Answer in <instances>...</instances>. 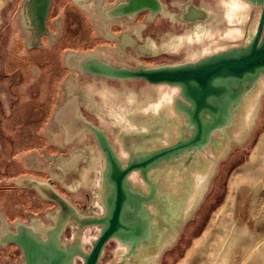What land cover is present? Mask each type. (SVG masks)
Wrapping results in <instances>:
<instances>
[{
  "label": "water",
  "instance_id": "1",
  "mask_svg": "<svg viewBox=\"0 0 264 264\" xmlns=\"http://www.w3.org/2000/svg\"><path fill=\"white\" fill-rule=\"evenodd\" d=\"M234 1L238 3L239 0ZM242 1L259 10L254 28L251 27L245 35L240 25L227 29L229 40L236 43L196 59L144 65L111 61L103 55L102 49L88 54H67L71 65L78 68L79 75L119 82L137 80L152 86L177 88L171 107L181 117L183 125L176 126L175 133L163 128L167 135L164 141L167 142L162 144L160 141L163 138L161 140L159 135L163 133L156 129L153 131L148 120H143L148 113H137L134 118L142 121L136 122L132 127L134 131L127 130L117 135L124 152L120 154L103 128L78 115L81 112L77 104H72L68 116L58 118L62 109L59 110L55 119L65 123L61 127L65 137L63 143L69 145L85 130L89 131L104 157L103 168L97 175L93 170L95 161H91L93 164L89 161V165L81 171L84 178L82 182L79 181V191L81 194L86 191L90 196L86 210L74 206V201L81 200L74 190H69L72 194L70 197L63 196L53 187L46 186L51 178L48 182L25 178L24 181L29 179L30 183L35 181L34 192H39L42 199L56 205L51 210L32 215L27 222L10 223L0 213V246L14 244L19 247L24 255V261L19 264H75L77 260L80 264H100L107 245L112 243L125 247L123 259L136 262L138 257L162 254L176 244L179 230L184 224L178 211L180 209L172 207L168 195H164V191L162 193L161 185L154 178V171L172 164L178 167L185 156L194 158L195 163L200 153L217 149L220 144L218 139L228 135L230 126L243 113L242 107L247 99L251 103L254 95L264 87V0ZM41 2L46 14L50 0H31L32 10ZM166 4L165 0H122L111 4L105 11L110 18L127 17L130 20L146 11L150 20L162 16L175 23L173 9H170L174 5L170 3L169 8ZM239 6L241 11L235 14L240 15L241 19L244 11ZM180 10L182 24L209 18L205 7L190 0H186ZM201 25L206 27L200 23L196 28ZM179 33L174 35L185 37ZM221 40L224 41V37ZM163 100L165 104L161 107L150 102L153 105L151 110L160 112L151 116L159 127L164 122L172 125L178 119L176 115V118L166 116L169 105L166 106L168 101ZM138 174L146 189L141 186ZM45 186L49 189L48 193L43 190ZM177 204H181L180 201ZM92 227H96V234L88 243L82 242L80 235L91 232ZM66 232L69 235L65 237Z\"/></svg>",
  "mask_w": 264,
  "mask_h": 264
},
{
  "label": "rangeland",
  "instance_id": "2",
  "mask_svg": "<svg viewBox=\"0 0 264 264\" xmlns=\"http://www.w3.org/2000/svg\"><path fill=\"white\" fill-rule=\"evenodd\" d=\"M24 1L0 0V56L7 53V47H4V36L10 40L13 35L17 36L20 33L28 32L23 19ZM166 1L177 6L178 10L186 2V0ZM190 1L205 7L209 12V18L204 21L182 24L178 16L174 18L176 21L174 23L160 16L150 20L145 12L137 15L134 22L138 34L144 26H147L152 34H155L158 48L155 54L149 55L139 53V51L137 53L132 48L120 52L117 51V47L114 49L106 46L98 49H102L105 57L117 63L155 65L176 60L196 59L200 55L236 43L229 40L231 38L226 35L227 29H235L240 25L244 30L243 35H245L251 27L254 28L255 19L259 13L258 8L242 0H237L244 11L241 19L240 15H236L241 11L240 6L234 0ZM228 6L232 12L229 11ZM231 19L234 21L230 22ZM243 22H245V26ZM200 23L206 26V31L200 30L202 25L196 28ZM178 32L184 34L185 37L174 35ZM221 37H224V41L221 40ZM139 39L142 41L140 37ZM177 42L179 43L176 44ZM68 53H72V51ZM68 60L70 61V59ZM75 87L81 88L86 94L97 97L101 111H97L94 107L96 102H88L85 108L88 106L90 117L95 119L97 125L109 134L120 154H124V152L119 145L117 135L123 131L132 130L136 122L142 121L134 118L137 113L140 115L148 113L143 120H148L150 129L153 131L156 129L163 133L159 135L161 140L163 138L160 141L162 144L167 142L164 141L167 135L163 128L166 130L168 128L171 133H175L178 122L180 124V121H177V124L176 121H173L172 125L164 122L162 127H159L154 124L155 120L151 118V116L160 114V112H153L152 106L160 105L159 107H161L165 104L163 99L168 101L166 106L169 105L166 116L175 117L177 115L171 107L172 99L177 94V88L166 85L152 86L137 80L119 82L87 77V75H79L78 68L70 65L68 77L63 81L61 87L63 95L65 96L66 91ZM247 101L242 107L243 113L238 115V119H235L228 129V135L223 139H218L220 144L217 149H208V152L201 154L197 162L195 161L194 165L189 168L179 167L180 169H177L174 165H169L155 170L153 173L154 178L162 187V193L164 191V195H168L171 206L180 209L178 211L184 224L179 230L176 244L170 246L171 248L162 254L138 257L136 262L122 258L125 252L124 246L118 243L108 244L100 264H180L181 261H183L182 264H264V253H262L264 225L261 223L263 215L261 207L264 203V191H262L264 189V144L262 151L255 156V151L259 148L264 136V87L254 95L251 103ZM80 104L84 105V102H80ZM61 109L60 118L68 116L72 107L65 105ZM19 116L20 112L18 118ZM56 134L55 140L61 144L64 141L62 140L64 136L62 128L58 129ZM82 135L89 137L88 143H81L82 140L78 139L79 143L75 140L65 149L86 145L85 147L90 149V162H94V158L101 155L100 151L90 132L85 130ZM60 144H58V149H61ZM197 168H200L199 171H196ZM219 169L221 170L217 175ZM255 170H259V174L253 182L250 180L247 184L246 178L249 179L251 171ZM262 174L263 180L261 181ZM179 201L181 204H177ZM92 203H96V201H92ZM92 228L91 232H85L83 236L80 235L82 242L88 243L87 241L96 234V227ZM248 242L250 246L246 250ZM0 254L2 260L7 261L8 264L20 263L19 255L14 256L13 259L5 253V250L1 249ZM186 255L187 259L184 261ZM75 264H80V261L77 260Z\"/></svg>",
  "mask_w": 264,
  "mask_h": 264
},
{
  "label": "flooded vegetation",
  "instance_id": "3",
  "mask_svg": "<svg viewBox=\"0 0 264 264\" xmlns=\"http://www.w3.org/2000/svg\"><path fill=\"white\" fill-rule=\"evenodd\" d=\"M30 1L25 0L23 5V19L28 32L13 35L10 40L4 36L7 53L0 56V75L7 80L5 91L9 98L8 111L0 123V213L10 223L27 222L32 215L51 210L56 205L42 199L39 192H34L35 181H24L26 177L46 182L51 178L46 186L53 187L63 196L70 197L69 190H74L76 197L81 195V200L74 201V206L80 210H86L89 204V193L84 191L81 194L78 185V174L89 165V149L82 145L66 150L67 144L55 140L58 129L61 130L65 123L54 120V117L65 103L72 106L77 102L81 112L78 115L95 125V119L90 117L89 108L85 106L88 102H96L94 107L101 111L97 97L84 93L81 88H71L63 95L62 83L68 77L71 65L67 63L68 52L85 53L106 46L117 47L119 52L132 48L137 53L149 55L158 51L155 34L147 26L138 34L134 22L137 17L130 20L106 15L105 10L111 4L122 0H50L46 14L43 2L32 10ZM166 5L170 8L169 3ZM170 9H173L175 17L182 15L178 7ZM166 19L170 22L169 18ZM176 116V124L180 121L178 126L183 125L181 117ZM50 130L52 134H49ZM78 139L82 140L81 143H88L89 137L81 135ZM58 144L61 149H58ZM185 157L177 169L193 166L194 158ZM94 160L93 170L99 175L104 157L101 154ZM17 177H23L21 186L13 183ZM140 182L146 189L141 178ZM46 186L42 188L48 193ZM64 234L65 237L69 235L67 232ZM0 249L13 259L19 255L20 263L24 261L22 250L14 244L0 246ZM0 264H8L2 260L1 254Z\"/></svg>",
  "mask_w": 264,
  "mask_h": 264
},
{
  "label": "crops",
  "instance_id": "4",
  "mask_svg": "<svg viewBox=\"0 0 264 264\" xmlns=\"http://www.w3.org/2000/svg\"><path fill=\"white\" fill-rule=\"evenodd\" d=\"M68 63V62H67ZM7 80L5 79V76L4 75H0V123H2V120L3 118L6 116V113L8 111V96L6 95V91L5 89L6 88V82ZM49 128V126H48ZM50 128H52V126H50ZM1 133V131H0ZM49 134H52V130L49 131ZM52 143V142H51ZM0 144H1V140H0ZM1 147V146H0ZM259 174V170H255V171H251V174L249 175V179L246 178L245 182H250V180H252V182L255 180L256 176ZM247 175V174H246ZM23 177H17L13 180V183L17 186H21V182H20V179H22ZM78 178H79V181L82 182L81 180H83L84 178V172H80L78 174ZM261 181L263 180V174L261 175ZM16 183H19V184H16ZM77 184H78V181H77ZM248 184V183H247ZM263 184V183H262ZM264 186V184H263ZM67 188V187H66ZM263 188V187H262ZM68 190V188H67ZM259 191V190H258ZM262 191H264V189H262ZM262 208V213L263 215L261 216V223L264 225V203H263V206L261 207ZM263 233V236H264V231L262 232ZM250 243H246V250H248L249 248V245ZM259 253V252H258ZM262 253H264V248H263V251ZM187 259V255L186 257L184 258V261ZM183 261L180 262V264H182Z\"/></svg>",
  "mask_w": 264,
  "mask_h": 264
},
{
  "label": "bare ground",
  "instance_id": "5",
  "mask_svg": "<svg viewBox=\"0 0 264 264\" xmlns=\"http://www.w3.org/2000/svg\"><path fill=\"white\" fill-rule=\"evenodd\" d=\"M200 30H201V31H206V29H205L204 26H201V27H200ZM67 62H68V64H71L70 61H69L68 59H67ZM91 100H92V99H91ZM58 117L60 118V114L58 115ZM61 117H62V116H61ZM263 139H264V136H263ZM263 139H262V142H261L259 148L255 151V156H257L258 153L262 151V146H263V144H264V140H263Z\"/></svg>",
  "mask_w": 264,
  "mask_h": 264
}]
</instances>
